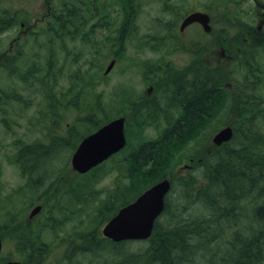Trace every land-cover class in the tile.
Returning <instances> with one entry per match:
<instances>
[{
    "label": "rangeland",
    "instance_id": "rangeland-1",
    "mask_svg": "<svg viewBox=\"0 0 264 264\" xmlns=\"http://www.w3.org/2000/svg\"><path fill=\"white\" fill-rule=\"evenodd\" d=\"M116 1L118 3L112 7V13L116 18L119 16L118 25L111 31L101 32L104 44L97 53L93 47L70 40L66 36L54 38L52 41L54 34L48 32L45 26L53 20L55 1H1L4 9L10 10V15L17 11L27 14L19 19L17 26L0 33V59H3V55L10 58L7 69L0 71V227L6 226V223L13 220L11 216L17 214V217H21L20 231L24 232V229L36 222L37 217L30 218L33 208L42 205L40 219L44 218L43 214L46 212V193L29 178L37 175L35 170L26 169L25 173H22L21 165L17 162L19 149L47 147L54 141L63 140L66 149L61 156L54 158L45 187L55 180V176H59L56 191L68 189L72 177L80 175L72 168V156L85 136L107 122L106 116L110 117L107 111L112 114L123 110L131 111L127 116V128L130 125L132 112L135 110L134 100L143 97L148 90L146 63L151 50L145 45L149 41H156L153 36L163 40L166 31L168 38L164 43L170 51L176 53V38L172 37L175 35V29L172 28L177 30L178 26V0ZM263 8L264 0H180V23L184 14L199 9L211 14L213 31L203 35L197 29V24L191 25L185 35L180 34V55L177 54L169 62L180 64V71H185L190 62H195L193 67L198 65V69L202 65L228 73L233 70L230 76H242L234 73L240 63L237 60L240 45L241 48L244 46L239 43L249 41L247 46L249 52H252L249 58L253 56V62H257L259 55L264 54V48L254 50L253 42L257 41H254L253 35L250 36L248 32L249 28H258ZM131 10L132 18L128 21L122 19V14ZM242 24L244 28L241 27ZM258 35L261 36L260 42H264V28ZM217 39L231 42V48L221 47L219 42H216ZM117 41L119 42L116 45ZM53 51L56 55L50 56ZM17 55L20 57L16 61L13 58ZM113 60L116 62L115 66L105 75L107 66ZM47 62L52 63L48 76ZM30 65L39 68L40 72L36 76L28 75L27 66ZM23 77H27V82ZM189 77L180 76V79ZM14 97L19 99L14 100ZM233 107L215 121L217 130L210 129L196 140L193 139L180 151V155L167 162L169 169L163 174L175 180V188L170 196L171 204L175 197L178 198V179L188 175H200L205 163V160L200 159V154L211 156L217 150L213 143L214 135L220 129L233 125ZM138 112L143 115L146 110L143 108ZM118 117L121 116H111L108 121ZM219 122L223 123L217 125ZM133 123L137 125L136 128L133 130L134 126L130 125V130H127L128 144L133 145L159 139L168 129L165 127L167 119H162L156 124L146 123V126L139 125L136 121ZM259 128L264 132V124H260ZM196 150L199 153H194ZM50 154L46 153V157H50ZM122 155L123 151L120 156ZM115 158L103 163V175L93 182L92 190L87 191L86 185L88 179L92 180L93 177L85 175L74 179L76 183L72 187L77 189L81 184L82 191L80 195L74 194L70 205L55 211L60 217L58 226L61 227L52 230L53 233L43 232V241L35 244L37 251L42 250L44 242L48 248H52L41 259L45 264H109L108 260H113L114 255L107 254V251L91 252L81 247L91 244V234L96 239L104 238L102 229L105 223L102 222L101 211H106V203L111 206L117 204L112 198L121 200L123 191H118L117 186L129 183V176L123 165L118 164L120 157ZM163 219L164 217L161 220ZM247 222L244 220V223ZM28 241L24 239V245L21 246L27 248L30 244ZM149 245V240L133 241L126 249L140 253ZM22 247L19 249H23ZM19 249L14 241L6 239L0 261L19 260ZM73 250L77 252L72 255L71 261L67 254H72ZM27 253L31 255L30 250ZM30 257L26 255L28 261L34 260L36 264V258ZM143 263L144 260L141 264Z\"/></svg>",
    "mask_w": 264,
    "mask_h": 264
},
{
    "label": "trees",
    "instance_id": "trees-1",
    "mask_svg": "<svg viewBox=\"0 0 264 264\" xmlns=\"http://www.w3.org/2000/svg\"><path fill=\"white\" fill-rule=\"evenodd\" d=\"M1 1L0 33H3L17 26L19 19L27 13L17 11L10 15V10L4 9ZM54 1L53 20L45 26L48 32L54 34L52 41L66 36L93 47L97 53L104 44L101 32L111 31L118 25L119 16L116 18L112 13V7L118 3L116 0ZM132 16L131 10L122 14V19L128 21ZM124 30L125 27L122 34ZM248 32L257 41L253 42L254 50L264 48V42H260L261 36L252 29H248ZM216 42L226 45L221 39ZM241 44L244 46L237 57L240 63L234 73L242 76H230L233 70L228 73L202 65L198 69V65L193 67L195 62H190L186 66L188 69L180 71V76H190L188 79H180V126L168 128L154 141L140 145L129 143L123 155L118 154L120 159L116 156L115 159L120 160L118 164L123 165L129 176V183L117 186L118 191L123 189L121 200L116 197L112 200L117 204H105L106 211H101L102 222L109 221L121 207L132 202L145 189L168 177L163 174L169 169L167 162L180 155V151L193 139L196 140L210 129L217 130L215 121L234 106L235 119L232 126L235 133L232 142L216 148L211 156L200 154V159L205 160L200 175L178 179V198L175 197L173 204L171 198L167 201L164 219L156 222L150 245L142 252L127 250L126 246L131 242L114 243L106 238L96 239L92 234L91 244H84L82 249L113 254V260H108L109 264H141L142 260L143 264H264V132L259 128L260 124H264V54H260L257 62H253V56L249 58L252 52H249L247 43ZM19 57L17 55L13 59L17 61ZM0 63V71H5L10 58L3 55ZM47 65L49 70L46 76L51 71L52 63L47 62ZM27 72L28 75L36 76L40 71L37 66L30 65L27 66ZM27 77H23L26 82ZM128 112L123 110L112 114L107 111L110 117L126 118ZM141 113L132 112L129 124L134 126L133 130L137 126L134 121L139 125L150 122L149 113ZM110 117L106 116L105 119L108 121ZM220 123L223 122L217 125ZM65 149V142L60 139L47 147H29L17 152V162L21 165L22 173L26 169L35 170L37 175L29 178L46 193L44 218H39L40 213L36 222L21 232V217L13 214V220L0 227V235L4 240L14 241L18 249L24 245V239L30 240L27 248L19 249L18 258L22 264H35L34 260L28 261L26 255L31 256V259L35 257L36 264H45L41 259L52 248H48L44 242L42 250L37 251L35 244L43 241V232L53 233L52 230L61 227L58 226L60 217L55 211L70 205L74 194L80 195L82 191L81 184L77 189L72 187L76 183L74 179H80V175L72 177L69 188L61 192L56 191L59 176H55V180L45 187L54 158L61 156ZM46 153H51L50 157H46ZM100 168L102 166L87 174V177L94 179H88L87 191L92 190L93 182L103 175L104 166ZM244 220L248 222L244 223ZM29 250L31 255L27 253ZM76 252L73 250L72 254H67L69 260Z\"/></svg>",
    "mask_w": 264,
    "mask_h": 264
},
{
    "label": "water",
    "instance_id": "water-1",
    "mask_svg": "<svg viewBox=\"0 0 264 264\" xmlns=\"http://www.w3.org/2000/svg\"><path fill=\"white\" fill-rule=\"evenodd\" d=\"M199 22L209 32L210 17L201 12L188 15L181 25L183 31L188 25ZM115 62L107 68L108 73ZM233 137L232 127L221 130L213 139L214 143L221 145ZM125 118L115 119L105 124L93 134L85 137L80 143L72 158L73 168L80 173H87L108 160L114 154L126 147ZM171 189L168 180L161 181L146 190L134 202L120 209L104 227L103 234L115 242L124 240L147 239L151 236L155 222L165 210V197ZM41 210V206L34 208L30 217H34ZM2 240L0 237V252ZM7 264H21L10 261Z\"/></svg>",
    "mask_w": 264,
    "mask_h": 264
},
{
    "label": "flooded vegetation",
    "instance_id": "flooded-vegetation-1",
    "mask_svg": "<svg viewBox=\"0 0 264 264\" xmlns=\"http://www.w3.org/2000/svg\"><path fill=\"white\" fill-rule=\"evenodd\" d=\"M177 9V30L175 27L172 28L175 29V35L172 37L176 38V53L170 51L164 43V40L168 38L166 31L163 40L161 37L153 36L156 41H149L145 45L151 50L147 63L145 61L148 90L143 95L144 98L141 96L134 100V111L144 108L149 113V123L152 124L167 119L168 123H165L167 128H172L174 125L180 126V64L169 62L177 54L180 55V0H178ZM262 16L264 20V11ZM198 26L203 31L202 26L199 24Z\"/></svg>",
    "mask_w": 264,
    "mask_h": 264
},
{
    "label": "bare ground",
    "instance_id": "bare-ground-1",
    "mask_svg": "<svg viewBox=\"0 0 264 264\" xmlns=\"http://www.w3.org/2000/svg\"><path fill=\"white\" fill-rule=\"evenodd\" d=\"M227 22H228V21H227ZM227 22H226V23H227ZM218 36H219V35H218ZM252 58H253V57H252ZM257 68H258V67H257ZM261 70H262V68H261ZM89 96H90V95H89ZM89 96H88V97H89ZM226 99H227V97H226ZM223 102H224V101H223ZM225 104H226V103H225ZM225 104H224V105H225ZM220 110H221V109H220ZM154 122H155V121H154ZM158 125H159V124H158ZM193 138H194V137H193ZM47 164H48V163H47ZM170 196H171V195H170ZM175 202H176V201H175ZM174 206H176V205H174ZM212 224H213V223H212ZM214 226H215V225H214ZM216 229H217V228H216ZM218 231H219V230H218ZM225 234H226V233H225ZM242 236H243V235H242ZM242 236H241V237H242ZM221 237H222V236H221ZM214 246H215V244H214ZM222 246H223V245H222ZM104 250H105V249H104ZM214 250H215V249H214ZM225 250H226V249H225ZM100 251H101V250H100ZM210 251H211V250H210ZM96 252H97V251H96ZM224 252H225V251H224ZM224 252H223V253H224ZM104 253H105V252H104ZM226 254H227V253H226ZM214 256H215V255H214ZM211 257H212V256H211ZM218 257H219V256H218ZM102 258H103V257H102ZM216 258H217V257H216ZM76 259H77V258H76ZM213 259H214V258H213ZM218 259H219V258H218ZM206 260H207V259H206ZM209 260H210V259H209ZM216 260H217V259H216ZM71 261H72V260H71ZM74 261H75V260H74ZM217 261H218V260H217ZM214 262H215V261H214ZM214 262H213V263H214ZM67 263H68V262H67ZM70 263H72V262H70ZM208 263H209V262H208ZM210 263H211V262H210Z\"/></svg>",
    "mask_w": 264,
    "mask_h": 264
}]
</instances>
